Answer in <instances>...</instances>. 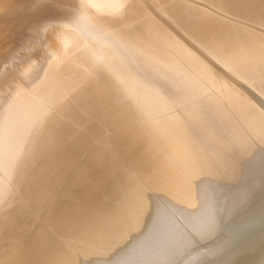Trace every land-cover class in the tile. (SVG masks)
<instances>
[{"label":"bare ground","instance_id":"6f19581e","mask_svg":"<svg viewBox=\"0 0 264 264\" xmlns=\"http://www.w3.org/2000/svg\"><path fill=\"white\" fill-rule=\"evenodd\" d=\"M0 264H264V0H0Z\"/></svg>","mask_w":264,"mask_h":264},{"label":"rangeland","instance_id":"374dc122","mask_svg":"<svg viewBox=\"0 0 264 264\" xmlns=\"http://www.w3.org/2000/svg\"><path fill=\"white\" fill-rule=\"evenodd\" d=\"M23 58V57H22ZM15 59H18V58H15ZM23 59H21V61H22ZM13 61V60H12ZM19 63V60H17V61H13L12 62V64L11 65H15L16 63ZM14 63V64H13ZM240 69V68H239ZM241 70V69H240ZM139 127V126H138ZM136 128V126H134L133 127V129L135 128V130L136 131H138L139 130V128ZM131 133H136L135 131H131ZM160 156V154L159 153H154V152H147V153H145V156L143 155V157H142V161L143 162H145V164L147 163V162H150L151 160H153L154 158H156V157H159Z\"/></svg>","mask_w":264,"mask_h":264}]
</instances>
